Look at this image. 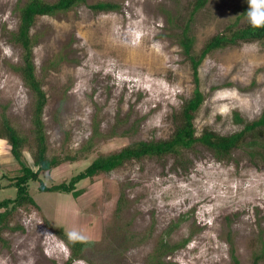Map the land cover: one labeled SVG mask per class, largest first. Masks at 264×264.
Instances as JSON below:
<instances>
[{
    "label": "rangeland",
    "instance_id": "374dc122",
    "mask_svg": "<svg viewBox=\"0 0 264 264\" xmlns=\"http://www.w3.org/2000/svg\"><path fill=\"white\" fill-rule=\"evenodd\" d=\"M25 1L0 0V127L4 115L27 137L23 160L35 169L34 96L13 69L22 64V48L10 39ZM98 1L117 8L92 9ZM194 1L85 0L35 18L30 31L38 39L33 61L46 94L48 149L79 151L77 160L40 175L46 186L67 181L97 155L172 135L194 88L190 61L177 42ZM247 10L248 0H208L190 21L194 53L229 25L248 22ZM199 80L205 100L194 119L197 131L239 130L234 111L249 121L264 108V40L212 50ZM252 135L222 158L197 142L178 154L125 161L80 181L77 197L37 191L39 182H31L39 207H18L0 228V264H63L70 249L55 234L59 226L68 236L94 241L71 264H146L162 237L169 245L188 239L166 253L170 264H233L232 254L239 264H253L264 242V134L254 145ZM19 167L0 138V199L14 195L9 185Z\"/></svg>",
    "mask_w": 264,
    "mask_h": 264
},
{
    "label": "trees",
    "instance_id": "16d2710c",
    "mask_svg": "<svg viewBox=\"0 0 264 264\" xmlns=\"http://www.w3.org/2000/svg\"><path fill=\"white\" fill-rule=\"evenodd\" d=\"M208 0H195L192 11L186 23L182 25L181 32L177 35V42L183 54L189 59L194 80V88L191 96L182 104L178 112V125L172 135L166 139L158 140H139L122 147L119 151L108 154H100L91 160V162L77 173L71 175L67 181L54 183L46 186L40 179L43 172H50L64 161H75L78 159L79 151L67 153L61 150L59 153H50L47 144V137L42 120V111L46 103V94L41 87V81L36 77L35 64L33 61V47L37 43L36 34H32L30 29L34 20L39 15H55L61 11H67L72 7L79 5L85 0H55L52 2L46 0H26L21 6H18L19 21L16 31L11 33V41L17 43L22 48V64L14 65L13 69L20 73L24 84L33 92V136L35 149L32 152V159L35 169L31 168L23 160L22 148L27 143V137L20 134L13 127L6 116L2 115L0 127V138H4L10 146V153L18 161L19 171L11 177V185L14 189L13 196H6L0 199V228L6 226L8 217L18 207L30 204L39 207L34 196L30 192V183L39 182L37 191H50L71 194L77 197L82 193V188L77 184L84 179H91L100 173L109 172L131 159H140L142 157H161L166 154H178L182 148H189L199 142L211 149L218 158L230 154L231 150L245 142L247 134H253L252 139L248 141L251 145L258 144L259 138L264 134V108L258 116L245 121L237 112H233V118L236 122L242 123V127L228 134H221L204 126L197 131L194 119L197 111L205 100V93L200 87L199 66L204 57L214 49L227 45L236 44L239 40H264V26L255 28L246 22L242 26L233 27L229 25L226 31L212 35L202 46L200 51L195 54L193 44L195 37L190 32V21L193 14L203 7ZM90 7L98 11H109L117 8V4L110 1H98ZM167 21L172 23L173 17L166 12ZM215 88V87H214ZM86 148V147H85ZM83 148L82 150H85ZM120 207V206H118ZM55 234L58 235L69 247L70 255L63 264H71L73 260L81 258L83 251L93 245L94 241L89 239H70L61 226L55 228ZM183 242L169 245L167 240L160 238L147 258L146 264H170L165 260V255L170 250L180 247L186 243ZM264 256V242L261 240V250L254 255L253 264ZM233 264H239L238 258L232 254Z\"/></svg>",
    "mask_w": 264,
    "mask_h": 264
},
{
    "label": "clouds",
    "instance_id": "9594fccd",
    "mask_svg": "<svg viewBox=\"0 0 264 264\" xmlns=\"http://www.w3.org/2000/svg\"><path fill=\"white\" fill-rule=\"evenodd\" d=\"M247 17L251 26L260 28L264 26V0H248ZM70 239H77L76 233L69 234Z\"/></svg>",
    "mask_w": 264,
    "mask_h": 264
}]
</instances>
